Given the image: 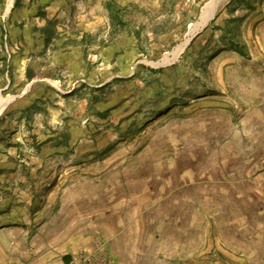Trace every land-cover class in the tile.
<instances>
[{
	"label": "rangeland",
	"instance_id": "1",
	"mask_svg": "<svg viewBox=\"0 0 264 264\" xmlns=\"http://www.w3.org/2000/svg\"><path fill=\"white\" fill-rule=\"evenodd\" d=\"M208 1L0 0V228H33L79 182L119 198L138 175L155 197L203 196L204 212L216 211L207 199L227 196L211 184L218 141L264 78V0H222L158 64ZM187 220L178 246L188 261L264 264L255 214L236 237L238 226L204 220L197 232Z\"/></svg>",
	"mask_w": 264,
	"mask_h": 264
},
{
	"label": "crops",
	"instance_id": "2",
	"mask_svg": "<svg viewBox=\"0 0 264 264\" xmlns=\"http://www.w3.org/2000/svg\"><path fill=\"white\" fill-rule=\"evenodd\" d=\"M260 45L264 50L263 36ZM249 87L257 100L245 102L239 128L218 141L217 160L211 165L212 188L220 187L218 193L227 194L217 197L213 192L207 199L213 204L211 210L218 206L215 212H204L203 196H196L195 203L181 200V208L180 199L172 202L170 193L155 197L149 190L154 183L142 175L137 182H125L127 192L119 198L103 194L102 182L83 181L75 184L77 191L63 193L53 212L33 228L1 227L0 264H77L78 252L96 248L109 255L111 264H203V257L188 261V252L178 246L181 237L183 242L189 237L185 232L189 214L197 232L206 220L215 228L220 222L226 228L238 226L235 237L244 236L240 222L252 214L264 230V78ZM202 186L203 178L196 189ZM188 202L195 204L192 213ZM231 238L233 251L237 242Z\"/></svg>",
	"mask_w": 264,
	"mask_h": 264
},
{
	"label": "bare ground",
	"instance_id": "3",
	"mask_svg": "<svg viewBox=\"0 0 264 264\" xmlns=\"http://www.w3.org/2000/svg\"><path fill=\"white\" fill-rule=\"evenodd\" d=\"M222 2V0H209L203 7L201 14L198 20L189 27V30L185 36V39L181 44H179L171 54L164 57V64H169L171 61L178 57L179 53L183 50L185 45L189 42L190 38L199 30L201 29L207 21L210 19L213 12L216 10L217 6ZM11 0H9L8 8L10 6ZM170 56V57H169ZM160 64V63H158Z\"/></svg>",
	"mask_w": 264,
	"mask_h": 264
},
{
	"label": "built area",
	"instance_id": "4",
	"mask_svg": "<svg viewBox=\"0 0 264 264\" xmlns=\"http://www.w3.org/2000/svg\"><path fill=\"white\" fill-rule=\"evenodd\" d=\"M77 264H111L108 254L103 253L99 248L93 251H80L75 258Z\"/></svg>",
	"mask_w": 264,
	"mask_h": 264
},
{
	"label": "water",
	"instance_id": "5",
	"mask_svg": "<svg viewBox=\"0 0 264 264\" xmlns=\"http://www.w3.org/2000/svg\"><path fill=\"white\" fill-rule=\"evenodd\" d=\"M164 58L161 59L160 64H164Z\"/></svg>",
	"mask_w": 264,
	"mask_h": 264
}]
</instances>
